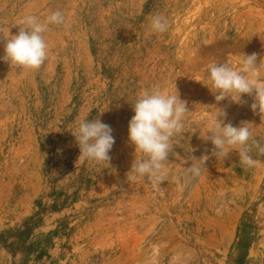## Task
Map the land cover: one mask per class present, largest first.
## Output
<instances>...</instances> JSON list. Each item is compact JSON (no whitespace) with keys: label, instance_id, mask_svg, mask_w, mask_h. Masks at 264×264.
Segmentation results:
<instances>
[{"label":"rangeland","instance_id":"1","mask_svg":"<svg viewBox=\"0 0 264 264\" xmlns=\"http://www.w3.org/2000/svg\"><path fill=\"white\" fill-rule=\"evenodd\" d=\"M56 11L65 22L43 34L40 69L0 60V264H264V156L253 149L258 163L244 168L236 149L211 157L207 140L222 109L264 144L253 98L217 103L208 80L210 64L264 58V0H0V57L24 16ZM155 15L166 32L152 31ZM155 86L190 112L163 182H128L144 158L128 140L132 105ZM99 117L113 130L110 162L77 161L71 132Z\"/></svg>","mask_w":264,"mask_h":264},{"label":"clouds","instance_id":"2","mask_svg":"<svg viewBox=\"0 0 264 264\" xmlns=\"http://www.w3.org/2000/svg\"><path fill=\"white\" fill-rule=\"evenodd\" d=\"M65 22L60 11L53 12L41 21L35 15H26L18 23L19 29L15 35H10L4 42V55L0 60L10 67L27 70H38L49 56L48 44L44 33L50 24L61 25ZM150 26L153 32L164 33L168 30V21L161 15L151 18ZM2 31V29H0ZM264 62L258 63L257 53L242 54L241 70L237 71L227 64L213 63L208 66V80L211 89H215L217 103L230 98L237 104L245 103L243 95L253 98L251 110L264 119V81L258 76V70ZM212 91V90H211ZM134 115L128 123V140L135 151L144 158L134 160L126 173V181L135 182L142 177H148L153 185L162 183L164 179L165 161L171 150V140L184 130L186 114L190 112L187 102L180 99L178 92L170 94L158 86L142 90L132 105ZM226 111L219 109L214 117V123L207 135L213 148L211 157L227 158L230 151L236 149L239 163L244 168H253L258 161L250 154L253 149L259 156H264V144L253 137L248 122L234 126L230 121L225 123ZM112 128L99 119L82 120L71 135L79 148L77 161H92L97 164L110 162V151L115 143ZM209 155L200 158L192 157V168L199 173Z\"/></svg>","mask_w":264,"mask_h":264}]
</instances>
